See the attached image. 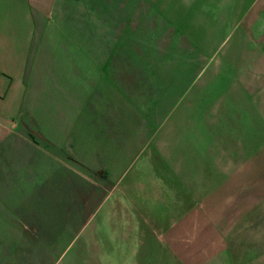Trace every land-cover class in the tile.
<instances>
[{
	"label": "crops",
	"instance_id": "crops-1",
	"mask_svg": "<svg viewBox=\"0 0 264 264\" xmlns=\"http://www.w3.org/2000/svg\"><path fill=\"white\" fill-rule=\"evenodd\" d=\"M136 147L207 185L161 237L176 260L264 264V0H0V252L25 188L53 203L73 175L113 184L106 159Z\"/></svg>",
	"mask_w": 264,
	"mask_h": 264
},
{
	"label": "rangeland",
	"instance_id": "rangeland-1",
	"mask_svg": "<svg viewBox=\"0 0 264 264\" xmlns=\"http://www.w3.org/2000/svg\"><path fill=\"white\" fill-rule=\"evenodd\" d=\"M137 50L144 53L142 45ZM167 63L169 68L175 67L174 61ZM172 111L168 110L166 125L159 126L158 131L166 126L174 132ZM137 117H143L142 112L138 111ZM244 119L249 127L261 122L250 106L244 109ZM25 128V134L37 135L30 126ZM184 159L194 165L199 160L202 168L200 159L207 164L206 157ZM106 160L115 164L113 184H108L111 179L106 171L88 172V183L73 175L69 186L55 190L53 203L47 201V186L43 188L46 197L42 202L33 201L31 188H25L27 198L20 204L18 223L24 230L19 236H3L6 243L2 244L0 264H181L171 255L170 242L161 237L169 235L171 218L182 220L193 211L197 205L195 195L203 196L207 185L201 183L199 193L194 195L196 184L192 189L179 180L180 172L164 168L158 155L140 147ZM246 177L248 173L240 179ZM229 182L235 183L232 179ZM213 184L202 198L204 201L224 198V183ZM101 185L103 189L98 188ZM249 195L254 194L249 191ZM171 257L175 262L168 259Z\"/></svg>",
	"mask_w": 264,
	"mask_h": 264
}]
</instances>
